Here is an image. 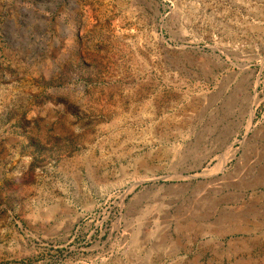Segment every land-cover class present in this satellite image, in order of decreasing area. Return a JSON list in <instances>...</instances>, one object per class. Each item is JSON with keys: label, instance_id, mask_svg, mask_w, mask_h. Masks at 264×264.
I'll return each mask as SVG.
<instances>
[{"label": "rangeland", "instance_id": "obj_1", "mask_svg": "<svg viewBox=\"0 0 264 264\" xmlns=\"http://www.w3.org/2000/svg\"><path fill=\"white\" fill-rule=\"evenodd\" d=\"M240 263L264 0H0V264Z\"/></svg>", "mask_w": 264, "mask_h": 264}, {"label": "bare ground", "instance_id": "obj_2", "mask_svg": "<svg viewBox=\"0 0 264 264\" xmlns=\"http://www.w3.org/2000/svg\"><path fill=\"white\" fill-rule=\"evenodd\" d=\"M201 235V234H200ZM241 264V263H240Z\"/></svg>", "mask_w": 264, "mask_h": 264}]
</instances>
